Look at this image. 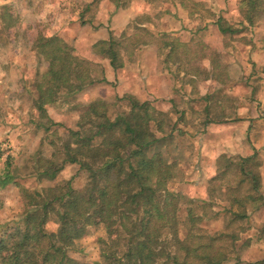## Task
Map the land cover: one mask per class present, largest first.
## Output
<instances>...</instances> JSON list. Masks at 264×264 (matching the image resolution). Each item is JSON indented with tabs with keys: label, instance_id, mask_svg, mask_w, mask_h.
Segmentation results:
<instances>
[{
	"label": "rangeland",
	"instance_id": "obj_1",
	"mask_svg": "<svg viewBox=\"0 0 264 264\" xmlns=\"http://www.w3.org/2000/svg\"><path fill=\"white\" fill-rule=\"evenodd\" d=\"M4 1L8 0H0V7L7 6L9 13L17 18V24L5 31L0 19V178L10 172L16 175L22 187L30 191L67 182L82 191L88 183V175L77 164H67L55 181L37 180L34 175L37 155L50 157L67 140L68 131L77 129L81 106L96 100L104 101L114 118L126 112L129 103L115 97L119 85L112 81L84 90L98 87L101 97L96 99L87 93L75 97L61 95L57 102L46 106L48 118H42L36 107L37 87L47 71V63L37 53L34 44L38 35L56 36L58 24L65 21V24L73 25L74 22L85 30L81 33L83 41L79 46L82 58L74 49L75 55L92 62V73L102 78L108 60L95 55L93 46L96 43L90 47L89 31L100 26L112 27L111 20L119 9L111 11L112 4L115 6L112 0H56L54 5L50 0H37L36 4V0H9L7 4ZM135 1H144L139 8L141 13L127 29H124L125 20H118V33H111L117 38L124 35L121 42L128 52L124 50L123 54L131 60L143 44L159 47L166 70L177 87L176 99L168 105L169 111L158 109L155 106L157 101L148 102L157 110L168 113L171 126L176 127L174 154L177 164L170 189L185 197L179 213L184 222L187 205L190 206L186 204L188 201L198 203L211 197L210 183L214 177L210 178L206 170L207 166L213 167V162L208 165L209 162L202 157L203 141L211 122L217 127L225 125L230 128L227 129L229 134L237 138L242 135L243 128L249 133L254 121L264 118V0H132L129 4ZM57 4H60L59 8ZM52 5L55 11H52ZM174 14L181 23L178 37L167 35V30L175 27ZM220 17L239 33L222 35L216 25ZM144 24L155 25L157 31L143 29ZM171 40L180 47L176 55L168 59L165 42ZM185 44L186 49L182 47ZM211 59L218 60L220 76L216 81L206 80L212 70ZM100 69L104 70V75ZM178 84L182 85L179 92ZM261 92L262 100L259 99ZM259 158L263 164L264 159ZM236 180L230 175V185L234 186ZM263 188L262 184L264 196ZM214 198L211 215L217 216L204 220L200 226L210 235L222 232L239 235L234 251L224 264H264V246L253 247L252 244L264 241V207L253 210L250 206L246 210L249 217L228 229L231 216L225 213L229 205ZM24 212L22 193L15 183L0 189V229L9 227L12 230L20 225ZM197 213L202 214L200 210ZM57 228L52 218L47 230L55 232ZM102 238H105L102 227L91 228L80 241L79 251L75 249L70 255L83 263L99 261V240ZM227 243L230 244L231 240L227 239Z\"/></svg>",
	"mask_w": 264,
	"mask_h": 264
},
{
	"label": "trees",
	"instance_id": "obj_2",
	"mask_svg": "<svg viewBox=\"0 0 264 264\" xmlns=\"http://www.w3.org/2000/svg\"><path fill=\"white\" fill-rule=\"evenodd\" d=\"M112 1L117 9H122L132 0ZM0 10L3 30H11L17 18L7 6ZM216 25L224 36L239 33L222 17ZM122 38L111 33L109 40L93 46L95 55L108 60L115 72L124 67L123 51L128 52L122 46ZM34 47L47 63V71L37 87L36 107L42 118H48L46 106L57 102L61 95L75 97L89 86L108 83L105 76L98 78L92 73V62L80 59L74 48L58 36L38 35ZM165 47L170 59L180 44L165 42ZM182 47L186 49L187 44ZM210 64L212 70L206 80L216 81L220 76L218 60L211 59ZM100 71L104 75V70ZM119 100L128 101L129 109L114 118L104 101L81 106L77 129L68 131L67 140L50 157L38 154L35 159L34 175L39 181H55L67 164L79 165L88 175L82 191L76 190L71 182L30 191L10 172L0 178V189L11 183L19 187L25 207L20 225L12 230L0 229V264L227 262L239 235L236 232L210 235L200 224L217 216L211 215L214 197L229 205L225 213L231 216L228 229L249 217L246 210L250 206L253 210L264 207L259 155H221L217 160V176L210 183L211 197L198 203L188 201L186 204L190 206L187 205L186 219L182 222L179 213L185 197L170 189L177 164L176 127L171 126L168 113L157 110L148 101L141 102L132 95ZM230 175L237 179L234 186L230 185ZM52 218L58 225L55 232L47 230ZM94 227L105 231V238L99 240L101 259L94 263L80 262L70 252L79 251L80 241ZM239 230L243 228L239 226Z\"/></svg>",
	"mask_w": 264,
	"mask_h": 264
},
{
	"label": "crops",
	"instance_id": "obj_3",
	"mask_svg": "<svg viewBox=\"0 0 264 264\" xmlns=\"http://www.w3.org/2000/svg\"><path fill=\"white\" fill-rule=\"evenodd\" d=\"M21 1L26 2L27 0ZM54 2H56V0H50V3L53 5ZM137 2L139 1L132 2L131 4H129V7L127 6L126 8L119 9V11L115 13L113 19L111 20V24H113L112 27L109 28L106 26H100L99 28H94L89 31L91 33V37L89 38L91 40L90 47H92L99 41L109 40L111 32L117 34L119 31V28L117 27L118 20H125L124 29H127L130 23L141 13L139 8L140 5L144 3V1L142 3ZM3 3L7 4L9 3V0L4 1ZM36 3L37 0L35 4ZM53 5L52 11H55L56 8ZM57 7L59 8L60 4H57ZM116 9V6L112 4L111 11L113 12ZM164 13L167 12L165 11ZM173 16L175 18H173L175 21V27L168 29L167 35L169 34L173 37H178L181 34L179 33L181 23L180 21L176 20L175 14ZM72 23L73 25H67L64 21L63 24H58L57 31L55 32L56 34L54 35H58L66 44L74 48L77 52V55L82 58L79 46H81V43L83 41L81 33H83V31L85 30L78 25H74V22ZM160 27L161 25H159V28ZM142 28L149 29L153 33L157 31L155 30V25L152 24H144L142 25ZM161 28L163 29V27ZM141 47V49L136 51L132 60L130 58L128 59V57L123 54L124 67L117 72H115V70L111 67L110 62L106 61L105 78L108 83L104 84L107 85L112 81H116V83L119 85V88H117L115 97L122 98L125 95H132L139 99L141 102L150 100L157 101V105H155V103L153 104L158 109H160L161 111H169L171 108H169L168 105L173 103V99H176L175 89H177V87L175 86V83L171 81V75L168 74L169 71L166 70L163 55L159 54V47H154L152 44H143ZM260 50L261 49H259V51ZM178 87L179 90H177V92L181 91L182 85L178 84ZM97 91L98 87H92L90 89H87V91H83L82 93H80V96L87 93L89 95H92V97L96 99L97 97H101V94ZM259 96V99L262 100V92ZM227 129L230 130V128L226 127L225 125H219L217 127L214 123L211 122V125L207 129V133L205 134L206 136L203 141L204 145L202 146V157L204 160H207L209 162L208 165H211V161L213 162V167L207 166V170L206 167L204 168V171L206 170L208 172L210 178L216 176L217 160L223 154L232 157H248L255 153L258 154L259 157H262V159H264V118L260 121L255 120L253 123V129L249 133H246L245 128H243L244 131L242 130V135L238 136L237 138H235L233 135H230ZM260 129L261 133H259ZM260 174L261 186L262 184L264 186V163L260 168ZM260 242H257L258 244L256 243V241L253 242V247L264 246V241L262 240Z\"/></svg>",
	"mask_w": 264,
	"mask_h": 264
}]
</instances>
